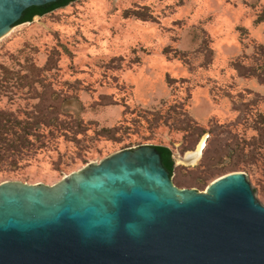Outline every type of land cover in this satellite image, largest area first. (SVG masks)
Here are the masks:
<instances>
[{"label":"rangeland","instance_id":"374dc122","mask_svg":"<svg viewBox=\"0 0 264 264\" xmlns=\"http://www.w3.org/2000/svg\"><path fill=\"white\" fill-rule=\"evenodd\" d=\"M236 64L264 65V0H79L14 27L0 40V110L34 131L22 155L0 158V184L52 186L164 146L177 189L239 172L264 205V151L245 168L229 152L264 116V82ZM202 140L196 164H180Z\"/></svg>","mask_w":264,"mask_h":264},{"label":"water","instance_id":"95a60500","mask_svg":"<svg viewBox=\"0 0 264 264\" xmlns=\"http://www.w3.org/2000/svg\"><path fill=\"white\" fill-rule=\"evenodd\" d=\"M57 1L0 0V40ZM0 264H264V205L239 172L179 190L140 146L52 186L1 183Z\"/></svg>","mask_w":264,"mask_h":264},{"label":"trees","instance_id":"16d2710c","mask_svg":"<svg viewBox=\"0 0 264 264\" xmlns=\"http://www.w3.org/2000/svg\"><path fill=\"white\" fill-rule=\"evenodd\" d=\"M79 0H58L55 3L48 4L42 7H31L23 12L20 21L16 26L31 23L35 17H43L55 10L62 9ZM237 65V64H236ZM240 73L246 77H253L264 82V65L259 67H243L237 65ZM257 136L251 138L245 145L235 144L230 153L235 158L242 160L241 168L250 165L253 160L260 159L264 151V116L259 115L256 121ZM23 125L22 127H20ZM34 131V122L18 121L12 114H6L0 110V158H14L16 155H22L24 150H28L31 143L28 141V136L32 135ZM206 132H201L203 136ZM160 155L163 168L169 173L170 177L175 172V165L172 159V152L169 148L164 146H152ZM240 162H235L231 165L232 172L240 171Z\"/></svg>","mask_w":264,"mask_h":264},{"label":"bare ground","instance_id":"6f19581e","mask_svg":"<svg viewBox=\"0 0 264 264\" xmlns=\"http://www.w3.org/2000/svg\"><path fill=\"white\" fill-rule=\"evenodd\" d=\"M202 146H203V140L194 152L186 153V156L183 159H178V162L180 164H185L188 166L195 165L200 157Z\"/></svg>","mask_w":264,"mask_h":264}]
</instances>
